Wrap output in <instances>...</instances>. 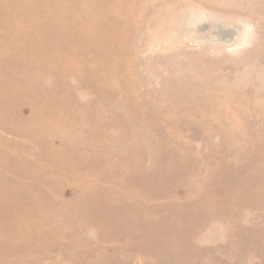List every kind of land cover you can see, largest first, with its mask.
<instances>
[{
  "label": "rangeland",
  "instance_id": "374dc122",
  "mask_svg": "<svg viewBox=\"0 0 264 264\" xmlns=\"http://www.w3.org/2000/svg\"><path fill=\"white\" fill-rule=\"evenodd\" d=\"M0 264H264V0H0Z\"/></svg>",
  "mask_w": 264,
  "mask_h": 264
}]
</instances>
